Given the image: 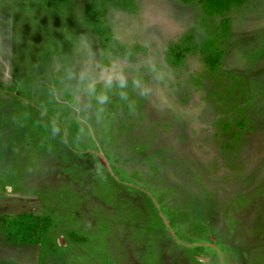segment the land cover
<instances>
[{"label":"rangeland","instance_id":"374dc122","mask_svg":"<svg viewBox=\"0 0 264 264\" xmlns=\"http://www.w3.org/2000/svg\"><path fill=\"white\" fill-rule=\"evenodd\" d=\"M87 4L0 0V264H264V0ZM82 44L151 60L158 95L71 112ZM3 216L38 241L9 242Z\"/></svg>","mask_w":264,"mask_h":264},{"label":"clouds","instance_id":"9594fccd","mask_svg":"<svg viewBox=\"0 0 264 264\" xmlns=\"http://www.w3.org/2000/svg\"><path fill=\"white\" fill-rule=\"evenodd\" d=\"M81 51L79 61L64 69L60 78L61 94L71 112H102L112 95L126 101L129 90L145 97L158 95V89L140 75L148 68L153 73V81L163 80L166 73L158 71L151 60L132 64L106 54L101 61L95 58L87 44H82Z\"/></svg>","mask_w":264,"mask_h":264},{"label":"trees","instance_id":"16d2710c","mask_svg":"<svg viewBox=\"0 0 264 264\" xmlns=\"http://www.w3.org/2000/svg\"><path fill=\"white\" fill-rule=\"evenodd\" d=\"M45 2H66L67 0H44ZM244 0H202L201 4V10L207 15L215 16L220 15L225 11H228L233 5H239ZM93 6H96V0H91V4H87L85 6L86 8V15L92 16V10H90ZM220 27L221 32L223 34H227L229 31V23L228 20L224 17L220 20ZM220 56L219 51L211 52L204 55L203 62L208 65L209 69L214 71L216 69V65L218 62ZM24 216V215H23ZM6 216L2 217L1 222H6L9 224L11 229H16L17 227H20V233L15 234L13 237L12 234L7 235V240L12 243L21 242V243H36L38 239L30 237V234L34 228L38 225L39 221L33 219V224H24L23 222L18 221V218L14 217L12 220L6 219ZM31 220V219H29ZM22 228L24 229V233H22ZM70 236L76 240L79 241L82 238L77 237L74 234H70Z\"/></svg>","mask_w":264,"mask_h":264},{"label":"crops","instance_id":"0c3cea01","mask_svg":"<svg viewBox=\"0 0 264 264\" xmlns=\"http://www.w3.org/2000/svg\"><path fill=\"white\" fill-rule=\"evenodd\" d=\"M247 3V0H244L241 4H246Z\"/></svg>","mask_w":264,"mask_h":264}]
</instances>
